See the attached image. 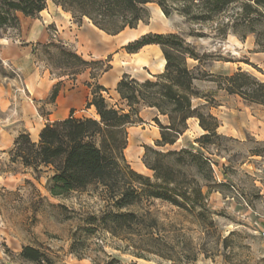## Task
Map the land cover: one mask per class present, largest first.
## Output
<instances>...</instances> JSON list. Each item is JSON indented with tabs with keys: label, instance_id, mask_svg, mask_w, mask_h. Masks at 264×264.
Here are the masks:
<instances>
[{
	"label": "rangeland",
	"instance_id": "1",
	"mask_svg": "<svg viewBox=\"0 0 264 264\" xmlns=\"http://www.w3.org/2000/svg\"><path fill=\"white\" fill-rule=\"evenodd\" d=\"M238 8L239 2H235L214 20L190 23L175 12L166 17L155 3H149L145 6V18L135 28H126L117 35L103 33L87 18H72L51 0H47L46 8L36 18L18 14L19 29L0 32V50L1 44L16 46L20 50L18 57H6L3 52L0 55V86L6 96L0 111V133L11 135L15 128H21L9 121L10 116H17L11 109L13 103L18 107L24 102L32 110L35 107L37 114L33 116L26 105L19 106L18 118L26 121L30 132L48 120L68 115L70 111L76 117L95 116L94 108L86 107L87 100L76 95L78 83L75 80L81 76L73 77L64 67L53 65L44 52L41 44L49 42L62 45L86 60L104 61L110 56L111 73L119 77L127 73L140 80L149 78L147 72L158 74L159 69L163 70V57L148 51L152 60L149 71L123 47L147 33H178L198 51L212 55L202 67L208 72L229 75L241 69L264 80V52L257 51L254 34H245L241 38L231 31L230 26L226 36L217 34L216 28L224 26ZM195 32L202 36H192ZM188 64L192 67L196 62L189 60ZM83 72L88 74L83 83L89 93L88 83L103 84L98 82L101 75L91 79L89 69ZM57 83L58 95L54 103H48L51 89ZM104 84L106 91L102 95L106 101L119 105L116 86L112 87L108 82ZM196 87L208 94L212 102L209 105L204 100L195 99L193 104H204L205 110L217 118V133L222 137L200 147L195 139L203 131L196 120L189 119L187 130L169 148L193 147L214 163L215 182L211 183L214 187L204 202L212 212L213 224H200L193 216L159 199H143L129 210L138 213L149 210L164 225L168 235L178 242L177 249L181 248L182 242L191 243L197 253L193 264H264V153L258 156L251 152L255 148L264 150V106L219 90L210 81H197ZM139 116L141 122L127 128L124 156L132 170L152 179V172L145 169L142 162L144 146L155 147L159 129L150 109L141 108ZM160 120L165 122L162 117ZM11 147L0 150V264H22L19 252L24 245L39 248L58 264H92L89 258L79 259L71 254L70 245L72 234H81L89 215L99 217L109 208L100 191L89 187L66 198H54L47 191L50 172L35 174L32 169L12 163ZM219 182L226 185L217 186ZM206 191L207 188L203 187V192ZM87 242L90 244L86 250L88 254L93 255V249L100 246L123 262L135 260L118 249L123 242L100 229H96ZM156 261L137 259L140 264H157Z\"/></svg>",
	"mask_w": 264,
	"mask_h": 264
},
{
	"label": "trees",
	"instance_id": "2",
	"mask_svg": "<svg viewBox=\"0 0 264 264\" xmlns=\"http://www.w3.org/2000/svg\"><path fill=\"white\" fill-rule=\"evenodd\" d=\"M72 18H87L107 35H117L124 29H133L146 16L145 6L155 3L164 16L175 12L187 22L203 23L214 20L235 2L238 11L227 23L216 28L226 36L228 26L241 38L254 34L258 52H264V0H51ZM47 0H0V32L19 29L18 14L36 18L46 8ZM192 36L201 37L198 32ZM145 45H157L165 60L163 70L138 80L123 73L115 91L119 105L109 104L100 84L88 83L91 89L86 107H93L94 117L68 116L48 121L41 128L36 142L28 133H19L9 150L10 161L36 173L50 172L47 191L54 198H66L89 187L98 189L107 202L99 217L89 215L81 234H72L70 253L77 258H89L92 264H140L137 259H157V264H193L197 253L191 243L178 242L170 237L164 225L149 210L141 213L129 210L143 199H159L193 216L200 224L211 226V211L204 203L214 187V163L193 147L170 149L187 130L188 120L195 118L203 133L195 139L202 147L220 139L218 120L201 99L211 105L212 99L196 87L197 81H210L216 88L237 95L246 102L264 106V80L238 69L229 75L212 74L203 69L212 55L200 52L178 33H147L129 42L123 48L129 54ZM49 60L64 67L71 76L89 69L94 79L111 69V57L106 60H86L80 54L52 42L41 44ZM194 61L189 66L188 61ZM59 83L51 89L48 103H54ZM156 111L154 123L159 129L155 147L144 146L143 164L153 178L132 170L126 162L127 128L141 122V108ZM165 119V122L160 120ZM253 155L263 156L264 150L255 148ZM217 186H225L219 182ZM203 187L207 188L206 193ZM100 229L123 242L118 248L135 258L123 262L107 254L100 246L93 255L86 250L87 240ZM101 255L102 257H100ZM22 264H58L45 252L32 245H24L19 252Z\"/></svg>",
	"mask_w": 264,
	"mask_h": 264
},
{
	"label": "crops",
	"instance_id": "3",
	"mask_svg": "<svg viewBox=\"0 0 264 264\" xmlns=\"http://www.w3.org/2000/svg\"><path fill=\"white\" fill-rule=\"evenodd\" d=\"M148 51H153L159 57H162L161 51H160V49H159V47L157 45H145L138 52L131 53V55H135L136 56L135 60L137 61V63L141 67L147 68L150 71L149 67H150V63L152 62V60L149 58L150 56L148 54L149 53ZM2 52H3V54L6 57H9V56L18 57L19 56L18 54H19L20 50L16 46H9V44H1L0 55H1ZM103 55L104 54H101L100 56H103ZM164 62L165 61L163 60V63ZM112 69L113 68H111L109 71L105 72L103 75H101V77L98 78V82L99 83H103L101 85H105L104 83L108 82V84H110V86H112V87L116 86V83H117V81L119 80L120 77L116 76V74H114V73H111ZM161 71H162V69H159V73ZM78 76H81V79L77 77V79L75 80L78 83L76 88H75L76 95H78V94L82 95L83 99L86 101V100L89 99V94L90 93H89V89L84 85L83 82L88 79V74L83 72V73L79 74ZM147 76L150 77V74L148 72H147ZM144 79H146V77H144V78H142L140 80H144ZM1 88L2 87L0 86V111L4 107V103L6 102V96L4 94V91ZM55 103H57V101ZM15 104L17 105V103H13V107L11 109L14 110L15 113H17V116L16 115L10 116L9 121H13L11 123H14L16 125V127L20 126L21 128L20 129L15 128V131L11 135L6 134V133L5 134L0 133V150L1 151L3 149H9L10 146H12V144H13L14 138L19 133H22V132L28 133L29 136H30V139L32 141L36 142L38 140L39 132H40L41 128L44 126V124H40L39 128L37 130H34L33 132H30L28 130L26 121L24 119H22L21 117L18 118L19 106L20 107H25L26 104L24 102L19 103L18 107ZM62 104H64V102H62ZM26 107H27V110L31 114L33 113L32 114L33 116H35L37 114V111H36L35 107H33L34 108L33 110L28 105H26ZM147 109H150L151 111H153L154 116L156 115V111L154 109H152V108H147ZM66 116H68V115H66ZM66 116H64V117H66ZM14 117H15V120L13 119ZM64 117H62V118H64ZM62 118H60V119H62ZM190 119L196 120L195 118H190ZM45 121H47V120H45ZM48 121H52V120H48ZM197 125H198V123H197Z\"/></svg>",
	"mask_w": 264,
	"mask_h": 264
},
{
	"label": "bare ground",
	"instance_id": "4",
	"mask_svg": "<svg viewBox=\"0 0 264 264\" xmlns=\"http://www.w3.org/2000/svg\"><path fill=\"white\" fill-rule=\"evenodd\" d=\"M155 23H157V22H155ZM104 33V32H103ZM200 129V128H199ZM201 130V129H200Z\"/></svg>",
	"mask_w": 264,
	"mask_h": 264
}]
</instances>
